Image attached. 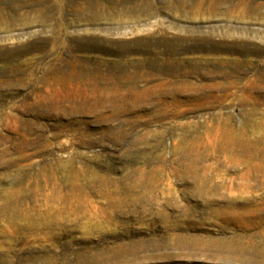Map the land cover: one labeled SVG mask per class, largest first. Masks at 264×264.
I'll list each match as a JSON object with an SVG mask.
<instances>
[{
	"label": "rangeland",
	"instance_id": "obj_1",
	"mask_svg": "<svg viewBox=\"0 0 264 264\" xmlns=\"http://www.w3.org/2000/svg\"><path fill=\"white\" fill-rule=\"evenodd\" d=\"M0 264H264V0H0Z\"/></svg>",
	"mask_w": 264,
	"mask_h": 264
}]
</instances>
